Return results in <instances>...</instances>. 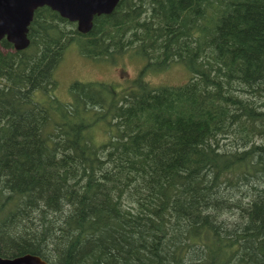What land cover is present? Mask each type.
Returning a JSON list of instances; mask_svg holds the SVG:
<instances>
[{"label":"trees","instance_id":"trees-1","mask_svg":"<svg viewBox=\"0 0 264 264\" xmlns=\"http://www.w3.org/2000/svg\"><path fill=\"white\" fill-rule=\"evenodd\" d=\"M27 36L0 42V257L264 264V0H120L87 34L42 7ZM72 46L146 65L62 103ZM174 64L187 82L145 81Z\"/></svg>","mask_w":264,"mask_h":264},{"label":"rangeland","instance_id":"rangeland-1","mask_svg":"<svg viewBox=\"0 0 264 264\" xmlns=\"http://www.w3.org/2000/svg\"><path fill=\"white\" fill-rule=\"evenodd\" d=\"M146 62L132 51L118 56L114 62L94 61L83 58L78 50L72 46L64 55L62 62L56 69L54 78L57 89L54 96L62 103L70 100L69 88L73 82H103L110 84L116 90L132 85L145 68ZM190 75L180 64L171 65L159 72L148 71L145 81L152 86H177L188 81ZM38 97V94H36ZM97 136L104 138V127H98Z\"/></svg>","mask_w":264,"mask_h":264},{"label":"water","instance_id":"water-1","mask_svg":"<svg viewBox=\"0 0 264 264\" xmlns=\"http://www.w3.org/2000/svg\"><path fill=\"white\" fill-rule=\"evenodd\" d=\"M120 0H0V42L5 39L14 50L29 46L28 27L35 10L47 7L61 18L76 24L81 34H87L96 16L109 15ZM0 264H47L34 255L15 258L0 257Z\"/></svg>","mask_w":264,"mask_h":264},{"label":"bare ground","instance_id":"bare-ground-1","mask_svg":"<svg viewBox=\"0 0 264 264\" xmlns=\"http://www.w3.org/2000/svg\"><path fill=\"white\" fill-rule=\"evenodd\" d=\"M117 7V6H116Z\"/></svg>","mask_w":264,"mask_h":264}]
</instances>
